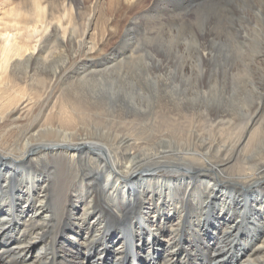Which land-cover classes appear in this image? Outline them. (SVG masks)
Here are the masks:
<instances>
[{
	"label": "bare ground",
	"instance_id": "6f19581e",
	"mask_svg": "<svg viewBox=\"0 0 264 264\" xmlns=\"http://www.w3.org/2000/svg\"><path fill=\"white\" fill-rule=\"evenodd\" d=\"M68 1L0 18V264H264V0Z\"/></svg>",
	"mask_w": 264,
	"mask_h": 264
},
{
	"label": "rangeland",
	"instance_id": "374dc122",
	"mask_svg": "<svg viewBox=\"0 0 264 264\" xmlns=\"http://www.w3.org/2000/svg\"><path fill=\"white\" fill-rule=\"evenodd\" d=\"M154 1L155 0H146L144 4L149 6L150 2L153 3ZM18 8H20L23 12L30 9L29 12L32 14H41L45 11L47 13H49V10L53 9V10H55L56 14L61 15V16L63 15L65 17H67L63 20L65 25L69 24L68 19L72 15V13L74 14V16H76L78 14L79 16H77L76 21L78 23V25H77L78 29L80 28V30L83 29V26H82L83 21L87 18L85 16H87L91 10L89 3H85V4L83 3V4L77 5V7H75L68 0H0V18H4L5 20L12 19L15 16ZM143 9L146 10V8H138V9H135L134 11H130L129 14L126 17H124L123 19H119V20H121L120 21L121 33H123V31L125 30V27L128 28V26H129L131 28L132 23L139 22L138 24L141 25L142 28L137 29L135 31V33L138 35L137 36L135 34L137 37L136 39L138 41V45H141V46L143 45L147 48H155L157 46V44H153V43L156 41H159L157 38V33L154 30H152L151 28H149V24H147V23H150L152 21L151 19L153 16H151L150 14H148L149 16L146 15L147 13H144L145 10H143ZM177 18L180 20V23L184 24L188 29H190V30H196L197 29V26H196L197 25L196 24L197 18L194 15V13L190 14V15H186V16L184 14H182V16H177ZM140 23H142V24H140ZM96 26L97 25H94V29H93L95 31H97ZM169 29L170 28H165L164 30L162 29L163 33H165L164 35H166V37L170 36V34L168 33ZM120 36L121 35L117 34L116 36L111 37L110 43L107 44L105 46V48L111 49L115 46L116 47L121 46L122 39H120L121 38ZM178 49L181 50L180 46L178 47ZM262 58L264 60V56ZM256 67L258 69V70H256V75H258V77H261V76L263 77V75H264V61H263V63L260 62L259 65H257ZM209 76H210V74H208V78H209ZM163 98H169V97H163ZM187 101L192 104L193 99H188ZM166 102L173 103L172 100L171 101L166 100ZM165 107H167V106H165ZM159 172L161 174L168 175L167 169L165 167L160 168ZM263 185H264V181H263ZM236 190L240 191L239 189H236ZM73 194H76V193H73ZM67 206L71 210H74L76 208L73 201H69ZM203 216H206V215H204V214L201 215V217H203ZM73 218H74V221H78V219H77L78 216L76 217V215H75V216H73ZM69 219H71V217H69ZM103 225H104V221L100 222V226H103ZM203 225H204V221L202 223H201V221H198L195 224V226L199 229L200 236H201V234L205 235V232H206L203 228ZM249 226H250L249 224L243 225L242 231L246 232V230H249V229L254 230V227H249ZM74 233H77L75 235H79V237L82 238L80 240L81 246L79 248L81 250H83L82 254H84V251H88V249L86 247L87 243L85 244V240H86L85 233H82V232H74ZM70 234H72V233H68V236H71ZM184 235L185 234H183V237H184ZM187 235H189V234L187 233ZM197 235H199V234H197ZM242 242H244L243 236H241L236 242H234L232 244V246H234L235 248H233V247L231 248V250H230V252L232 253L231 256H228L227 252L225 253V257L228 258L227 259L228 261L232 262L233 260H236V258L234 257L235 254H238V251H240V248L245 246V244H243ZM184 243H185V241H184ZM196 244L197 243L195 242L194 243L195 246H193L194 248H196ZM183 246L186 249V245H183ZM67 248H70V247L68 246ZM73 253H74V251L72 252V254ZM72 254H70L69 257H71ZM199 260H201V257H200V254L197 253V261H199ZM219 260H221V259L219 258Z\"/></svg>",
	"mask_w": 264,
	"mask_h": 264
}]
</instances>
